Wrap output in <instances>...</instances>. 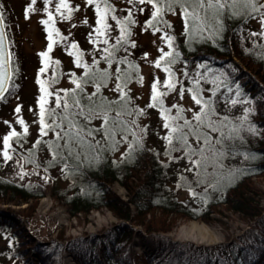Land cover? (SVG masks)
Returning <instances> with one entry per match:
<instances>
[{
    "label": "trees",
    "instance_id": "16d2710c",
    "mask_svg": "<svg viewBox=\"0 0 264 264\" xmlns=\"http://www.w3.org/2000/svg\"><path fill=\"white\" fill-rule=\"evenodd\" d=\"M39 1L46 5L54 0ZM55 1L59 4L60 0ZM66 2L64 0V3ZM260 2L264 3V0H260ZM97 5L101 9L100 14L104 15V23L108 25L106 29L103 24H97L99 19ZM109 5L114 11L105 14L104 9ZM141 5L138 0H133L131 4L128 0H94L92 4L85 5L90 20L81 23L88 27L90 36V44L86 50L87 55L77 42L78 47H72L68 52L74 66H77L76 56L80 55L81 65L86 64L90 68L86 75V69L83 66H78L82 74L76 80L80 81L84 88V93L80 95L95 92L94 83L100 82L99 95L107 97L109 101H120L119 92L117 96L108 97L104 91L105 85L111 83V73L116 72V84L120 83L128 95V101L125 102L127 109L129 111L140 109L130 100V88L131 82L136 80V74L139 73L141 66L139 58L144 56V51L141 45L134 40L132 31L139 26L144 31L160 29L163 34L174 38V44L171 43L168 51L172 55L161 60L160 66L157 67L162 73H160L162 77L156 81L152 80V83L156 82L157 90L161 93L167 92L168 94L181 88L186 92L188 89H193L198 91L205 100L210 99L216 113L212 119H223V132L226 137L232 129L240 128L238 136L233 135L232 138H225L222 145L217 146L223 153L218 159L226 157L238 164L235 178L226 177L222 183H217L215 190L221 191L219 199L205 203V209L200 212V210L191 209L185 201L177 200L170 191L167 185V177L170 172L164 173L161 170L157 159L158 154L146 145V135L144 134H141L142 148L137 149L131 156H123L124 159L120 161L113 159L114 149L110 148L107 143H105L104 149L97 152H88L85 149L80 160H63L59 157L53 160L49 143L54 142L55 137L46 141L47 137L40 134V137L36 139L40 143L36 142L35 147L32 145L25 149L26 165L34 168L39 165L44 168L43 170H48L52 165L59 166L61 174L67 178L68 184L63 188L53 186L48 192L64 206H69L67 208L69 217L80 218V214L86 215L92 209L98 210L105 207L119 222L110 228L105 238H100L99 234L88 235L86 237L88 248L83 245L85 240H81V248L78 249H74L72 246L63 247L58 241H53L50 247L43 244L44 242H31L27 230L24 229L21 222L23 219H28L33 211L32 206L39 198L46 195L47 189L44 186L31 187L0 177V203L19 205L33 201L31 207L29 205L30 211L22 210L18 213L0 210V232L7 238V246L3 252L21 260L22 264H61L58 255L63 248L66 253L72 255L74 264H264V209L259 205L257 198V195L260 194L259 189L252 180L253 177L264 178V36L251 35L254 32H260L253 26L252 18L242 19L241 17L225 19L219 29L199 26V22L190 23L186 28L184 22L183 29L180 27L179 30L171 32L166 28L168 26L165 23L166 16L176 12L181 13L177 5L173 6V11L163 12L158 20L149 27L146 22L152 20L151 12H140V8L146 9V6L140 7ZM67 6V8L62 7L58 13L51 12V21H49V16L41 20L47 45L51 43L53 47L57 43L62 46L63 50L66 49L67 40L60 22L64 17L72 20L79 7L70 6L68 3ZM129 9H131V19L135 23L125 20V17L129 15ZM3 16L6 20L4 13ZM113 16L116 17L115 20L112 19ZM42 21H48V23ZM117 21L120 23L118 24ZM183 21L185 20L183 19ZM122 27L126 29V35L120 43H117L121 37ZM97 28H100L104 35H100L96 31ZM49 33L52 36L51 40H49ZM105 40H107V44L104 43ZM105 48L113 54L111 64L102 59L107 55L104 51ZM89 53L93 54L91 62H88ZM121 60H125V62L119 63ZM93 61H98V63L93 64ZM18 63L19 61L16 63V59L11 54L12 82L8 92L10 90L13 93L17 92L24 81L22 74L17 70ZM166 66L170 72L164 70ZM41 68H44L45 71L40 72ZM117 68L121 70L120 73H117ZM104 70L107 71V76L101 81L100 74ZM177 74L180 75L179 79L176 78ZM38 76H40L38 80L43 82L47 92L53 93L50 96L41 94L49 102L45 108H56V94L61 97L65 95L63 91L51 89L53 81L60 76L57 62L52 65L44 63L43 60L40 61L39 58ZM117 76H120L119 80H117ZM166 80L175 84L172 91H169L166 86ZM197 81L198 83H196ZM7 96L8 93L0 100V106L7 102ZM41 96H37L35 99L39 100ZM233 100L237 102L232 103ZM82 102L86 103V100ZM197 107L199 110L200 106L197 105ZM113 108L118 109L119 105L113 104ZM245 109L251 111L246 113ZM143 110L144 114L160 111L158 107ZM57 111L59 112L60 109ZM245 116H247V120H244ZM140 117L141 115L125 116V119H135L139 125ZM45 120L47 123L52 122L51 117L46 116ZM99 124L98 120L92 121V126H99ZM143 126L145 129L150 127L147 123ZM249 126L255 128V132L247 131ZM167 132L168 130L161 132L159 128L157 131L150 130L149 135L152 139L159 136L163 138ZM48 133L53 132L49 131ZM216 133V137L220 136L219 132ZM210 134L212 135V133ZM129 138V142H131L133 139L131 135ZM97 139L100 137L97 136ZM189 139L194 141V138L190 137ZM163 141L165 140L163 139ZM167 147L166 142L164 152ZM40 150L44 151L46 157L38 162L35 152ZM85 156H87L86 159ZM220 164L222 163H218L216 169H212L215 171V174H211L213 176L209 177L210 175L204 174L198 178L203 182L207 181L208 184L214 180L216 184L217 173L221 172ZM149 166L150 172L147 170ZM140 171H144V173L137 175ZM178 174L177 172L176 176H180ZM115 181L127 191V200L121 198L112 189L111 185ZM192 187L194 188V185ZM218 205H225L240 220L252 223L237 236L234 243L228 242V237L224 242L211 247H196L199 251L194 252L192 242L182 244L178 248L163 246L164 238L159 235L156 236L158 248L139 254L133 253L130 240L134 235L142 236L153 230L162 232L170 230L171 224L168 226L166 224L172 222H167L161 215L178 214L186 219L210 221L215 220L210 217V213L215 212ZM19 221L20 223H18ZM152 222H159L157 225L159 229H153ZM208 250L210 251L208 252ZM203 251H207L208 254Z\"/></svg>",
    "mask_w": 264,
    "mask_h": 264
},
{
    "label": "rangeland",
    "instance_id": "374dc122",
    "mask_svg": "<svg viewBox=\"0 0 264 264\" xmlns=\"http://www.w3.org/2000/svg\"><path fill=\"white\" fill-rule=\"evenodd\" d=\"M70 6H79L75 17L70 20L68 17L62 18L60 22L62 30L66 36L65 50L57 43L48 49L47 40L41 27V20L48 17V14L56 13L57 1L50 2L44 5L39 0H0L3 5L1 12L5 14L4 25L6 29V35L8 39V45L10 53L16 59L18 63L17 70L22 74L24 81L21 83L19 90L15 93L10 90L6 98L7 102L0 106V177L10 180L16 183L30 185L31 187L44 186L47 189L45 196L39 198L35 205L32 206L33 211L28 219H23L21 222L24 229L27 230L30 241L44 242L50 247L53 241H58L63 247L72 246L74 249L81 248V240L84 241V247L88 248L86 237L90 234H99L100 238L107 237L109 230L115 224H118V219L107 208L92 209L86 215L80 214V218L69 217L67 208L58 200H55L50 193L49 189L53 186L56 188H63L67 186L68 180L61 174L59 166L52 165L48 170L38 167L27 166L24 159L26 155V148L31 147L37 142V137H40V120L38 119V100L35 99L41 93V83L38 80L39 58L44 63L58 64L59 78L55 79L51 84V89L56 91L71 90L75 88V84L72 83L77 77H81L82 71L80 67L74 66L70 56L69 49L71 45L79 43L81 50L84 49L87 55V48L89 46L90 36L88 34V27L82 25L81 22H87L90 20V15L86 10V0H66ZM60 3V1H59ZM84 5V7H83ZM31 6V10L28 12V18H25L26 7ZM145 7V5H143ZM142 7V5L140 6ZM154 9L151 5H147L145 11L152 12ZM58 13V12H57ZM184 16L180 12L168 14L166 16V26L171 32L173 30L183 29ZM7 21V24H6ZM253 26L259 31H264L258 18H252ZM134 40L141 45L144 51V56L139 58L141 64L139 73L136 74V80L131 82V102L135 103L140 109H149L147 105L150 103L152 96V80L160 79L162 73L157 69L156 62L161 61L160 57L164 52H168L171 44L165 39V35L161 30L150 29L144 31L141 26L132 31ZM168 36V35H167ZM172 38L171 43H173ZM77 42V43H76ZM77 46V45H76ZM78 47V46H77ZM80 47V46H79ZM49 50L50 56H41L40 53ZM80 56V55H79ZM50 59H48V58ZM88 62H91L93 54H88ZM81 58V56H80ZM55 62V63H53ZM113 71V70H112ZM115 73L112 72L110 76V84L105 85V94L108 97H114L118 95L115 91ZM161 73V74H160ZM142 78V79H141ZM176 78H180L177 74ZM39 81V82H38ZM64 92V91H63ZM161 99L164 102L165 108H171L173 104H178L182 107L183 115L185 118L191 120L192 112L199 111L197 105L192 100L191 92L184 91L181 97L180 89H176L173 92H169L167 95L162 96ZM49 104L47 102L45 105ZM20 107V111L15 109ZM169 115H176V109H172ZM233 118V117H232ZM23 120V124L18 121ZM149 124L150 127L145 129L144 124ZM164 118L161 116L160 111L153 114H143L140 117L141 125L138 129V135L144 134L145 143L149 148L157 152V159L160 164L161 170L170 172L167 177V185L170 191L175 195L177 200L185 201L195 210H204V205L207 202H214L219 199L221 191L215 190L217 183H222L225 178L232 179L236 176L238 164L235 161H230L228 158L223 157L218 159L220 164V171L218 172V180L216 184L214 180L208 184L207 181L198 183L199 179L196 171L188 172L185 169L191 167L190 161L182 152H172V157H180L179 159H170L165 155L164 144L162 136L152 139L149 135L150 130H158L161 132L166 131L163 127ZM25 128L27 131H25ZM142 130V131H141ZM16 132L17 135L9 139V147L6 149L4 146L3 138L10 132ZM217 133H212L213 137H216ZM55 137L54 133H48L45 140H52L51 137ZM119 139V137H117ZM130 141V138H129ZM120 142L114 149L112 154L113 159L120 161L124 159L121 155L127 149L128 142ZM193 145L196 141H190ZM8 151L10 160L5 161L3 152ZM36 160L42 161L46 156L44 151L35 152ZM219 158V157H218ZM43 165V164H40ZM46 168V167H45ZM211 164L208 165L204 174L206 176H213L215 174ZM150 172V166L147 168ZM179 173L176 176V173ZM23 173V175H21ZM144 171H140L137 175H142ZM233 176V177H232ZM180 178L179 180H177ZM253 182L259 189L257 195L259 205L264 209V178L253 177ZM137 182V181H135ZM194 185V188L192 187ZM114 192L121 198L127 200V191L123 186L116 181L111 185ZM217 187V186H216ZM33 204V201L23 204H3L0 203V210L25 212L29 210V205ZM69 205V204H68ZM28 208H27V207ZM216 206V211L210 213V217L215 220L204 221L198 219H186L180 215L169 214L168 216H162L166 219L167 223L171 224L170 230L162 232L159 230H153L150 233H144L142 236H135L130 240L132 244L133 253H142L144 251L153 250L158 248V241L156 236H162L163 246H175L185 243H191L194 245L192 250L194 252L199 251L200 246L211 247L215 244L222 243L229 237L228 242H235L237 236L248 228L252 223H247L239 219V217L226 208L225 205ZM27 208V209H26ZM159 215V214H156ZM20 223V221L18 222ZM153 223V224H152ZM153 229H159L157 227L159 222H152ZM196 225H205L209 229L210 235L207 239L202 238L201 230ZM164 225V224H162ZM141 228L140 226H137ZM142 230V229H141ZM6 239L0 232V264H22L21 260L15 257L8 256L3 252L6 245ZM197 247V248H196ZM210 250H208L209 252ZM206 252L207 251H203ZM208 254V253H207ZM228 254V251H226ZM61 264H74L72 255L65 252L63 248L60 254ZM193 264V263H192ZM204 264V263H203Z\"/></svg>",
    "mask_w": 264,
    "mask_h": 264
},
{
    "label": "snow or ice",
    "instance_id": "6c2138e0",
    "mask_svg": "<svg viewBox=\"0 0 264 264\" xmlns=\"http://www.w3.org/2000/svg\"><path fill=\"white\" fill-rule=\"evenodd\" d=\"M93 2L94 0H87L88 4H92ZM128 2L131 4L133 0H128ZM32 3H35V0H32ZM138 3L145 6L151 5L154 9V11L151 12L152 20L146 22L149 27L152 26L153 22L158 20L163 12L173 11V6L177 5L185 18L184 22L186 28L190 23L195 24L199 22V26L215 27L219 29L222 27L225 19H232L234 17H241L242 19L258 18L262 28H264V3H261L260 0H138ZM62 7H68L67 4L64 3V0H60V3L56 5L57 12H59ZM0 8H3L2 4H0ZM30 10L31 6L26 7L25 18H28V12ZM109 11H114L110 5L104 9V13L107 14ZM128 11L129 15L125 17V20L129 23H135V21L131 19V9ZM139 11L144 12L145 8H140ZM100 13L101 9L99 5H97V14L99 16L97 24H103V27L106 29L108 25L104 23V15ZM48 16L49 21H51L52 14L49 13ZM112 19L115 20L116 17L113 16ZM42 22L48 23V21ZM117 23L119 24L120 21H117ZM2 24L3 13H0V25ZM96 31L100 35H104V32L101 31L100 28H97ZM125 35L126 29L122 27L121 37L118 39L117 43H120ZM251 35L264 36V31L260 33L254 32ZM51 38V33H49V40H51ZM0 39H2V33H0ZM165 39L171 44V36L165 35ZM104 43L107 44V40H105ZM51 47L52 44L49 43L48 49L51 50ZM71 47L75 48L76 45L73 44ZM104 51L107 55L102 57V59H105L111 64L113 54L109 52L107 48H105ZM40 55L42 57L47 56V52H42ZM170 55L172 54L164 52L160 60H164L165 57H169ZM75 62L77 66H83L86 69L87 75L90 68L86 64L81 65L79 55L76 56ZM123 62H125V60L119 61V63ZM96 63H98V61H93V64ZM3 66L4 65L0 64V68ZM156 66H160V61L156 62ZM164 70L170 72L167 66ZM44 71V68L40 69V72ZM116 71L120 73L121 70L117 68ZM106 76L107 71L104 70L100 74V80H104ZM7 79V74L0 76V97H2L3 93L7 90L5 87ZM119 79L120 76H117V80ZM40 83L42 93L48 96L53 95V93L47 92L43 82ZM72 83L75 84V89L62 90L65 92L63 97L56 94V108L46 109L45 104L47 101L43 95L38 100L41 109L40 134L41 136H46L49 131L55 134V141L49 143V150L52 151L53 160H56L58 157L63 160H80L85 149H87L88 152H97L98 150L104 149L105 143H107L110 148L115 149L120 142L129 141V135H131L133 139L131 142H128L126 151L121 155L131 156L137 149L142 148V135H138L136 130L139 128V125H137L135 119L127 120L125 116L143 115L144 110L136 109L129 111L127 109L125 102L128 101V95L120 83H117L115 88V91L120 93V101H109L107 97L99 95L101 89L100 82L94 83L95 92L85 95H80L84 93V88L80 81L73 80ZM84 83H87V81H84ZM196 83H198V81ZM165 84L169 91L175 88V84L171 83L170 80H166ZM77 90L79 91L77 92ZM184 91L185 89H180L181 97ZM187 91L192 93V100L194 103L200 106L199 111L188 109L189 112H192L191 120L184 117V110L178 104H173L171 108L164 107V102L161 97L167 95V92H159L156 82L152 85L151 102L147 107H158L161 116L164 118L163 127L168 130L167 135L163 137L168 145L165 155L169 156L170 159H179L180 157H172L171 153L182 152L191 163V167L185 169V171L192 172L195 170L197 176L201 177L206 172L209 164L214 168L218 165V157L223 155V153L220 147L217 146L222 145L225 138H232L233 135L238 136L240 128L232 129L226 137L223 132V119H212L216 113L212 108L211 100H205L199 95L198 91H194L193 89H188ZM85 100L86 103L82 102ZM236 102L235 100L232 101V103ZM113 104H118L119 108L114 109ZM57 109H60V111L58 112ZM172 109H176V115L174 116L169 115ZM15 111L19 112L20 107L17 106ZM249 111L251 110L245 109L246 113ZM46 116L52 118L51 123L46 122ZM93 120L100 121L99 126H92ZM244 120H247V116L244 117ZM18 122L20 124L24 123L23 120H19ZM246 130L255 132V128L251 126ZM25 131H27L26 128ZM216 132H219L220 136L213 137L210 134ZM16 135L17 133L13 131L3 138L6 149L9 147V139ZM97 136H99L100 139H97ZM117 137H119V139H117ZM190 137L194 138L196 141L195 146L190 143ZM37 143H40V141H37ZM33 147H35V145H33ZM3 156L5 161L11 159L8 151H4ZM84 158L86 159L87 156ZM21 175H23V173ZM234 178L235 177H233V179ZM197 182L200 183L203 181L198 179Z\"/></svg>",
    "mask_w": 264,
    "mask_h": 264
},
{
    "label": "water",
    "instance_id": "95a60500",
    "mask_svg": "<svg viewBox=\"0 0 264 264\" xmlns=\"http://www.w3.org/2000/svg\"><path fill=\"white\" fill-rule=\"evenodd\" d=\"M0 33H2V39H0V64L4 65L2 68H0V76L6 75V74L8 75V79L5 84V87L7 89L10 76H11V66H10L8 43H7V38H6L3 24L0 25Z\"/></svg>",
    "mask_w": 264,
    "mask_h": 264
},
{
    "label": "bare ground",
    "instance_id": "6f19581e",
    "mask_svg": "<svg viewBox=\"0 0 264 264\" xmlns=\"http://www.w3.org/2000/svg\"><path fill=\"white\" fill-rule=\"evenodd\" d=\"M194 226L200 228V230L202 231L201 232V234H202L201 236H202L203 239H207L209 237H212V236H209L210 233L207 232V231H209V229L204 224L203 225H196V224H194Z\"/></svg>",
    "mask_w": 264,
    "mask_h": 264
}]
</instances>
